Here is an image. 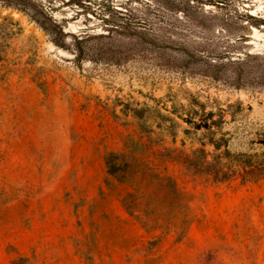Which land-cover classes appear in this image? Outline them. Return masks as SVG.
<instances>
[{
	"label": "rangeland",
	"instance_id": "obj_1",
	"mask_svg": "<svg viewBox=\"0 0 264 264\" xmlns=\"http://www.w3.org/2000/svg\"><path fill=\"white\" fill-rule=\"evenodd\" d=\"M251 16L264 0H0V264H264V179L162 157L264 166V89L230 65L264 55ZM106 44L124 59L77 61Z\"/></svg>",
	"mask_w": 264,
	"mask_h": 264
},
{
	"label": "trees",
	"instance_id": "obj_2",
	"mask_svg": "<svg viewBox=\"0 0 264 264\" xmlns=\"http://www.w3.org/2000/svg\"><path fill=\"white\" fill-rule=\"evenodd\" d=\"M7 2V1H3ZM108 16L104 14V18ZM250 20H254V23L247 21L248 24L254 26L264 25V21L259 18L250 17ZM114 28L117 26L113 25ZM134 32L138 39L137 45L142 47H148L158 50H164L167 48L165 37L163 33L155 31L154 28H144L138 26ZM117 32V29L109 30V35ZM51 34V32L49 33ZM112 36H103V38L110 40ZM239 39V37H238ZM240 40V39H239ZM55 42V41H54ZM57 44V42H55ZM98 52V53H97ZM96 53H87V51H80L76 56L78 62L85 60H101L105 62H117L119 59H124V53L117 51L115 46L112 45H102L100 50ZM230 65L233 67L234 75L236 76V87H249V88H259L264 89V55H253L244 54L240 59L231 62ZM133 157L131 162L126 161L128 155L126 154H113L112 156H118L122 162H126L124 166H121L117 161H110V167L112 168V173L116 174L119 170H122L124 174H127V181L135 179L139 176L145 178L147 172L145 171L147 166H143L138 162L137 158ZM207 154L204 150H195L191 153H186L183 150H167L165 155L162 157L176 161L186 168L192 170L195 174L199 176H205L214 182L231 181L237 176L242 178L243 182L256 181L264 179V166L259 163L249 162L244 165H230L223 161V158H215L213 161H208ZM235 166V167H234ZM236 167L241 168V171L237 170Z\"/></svg>",
	"mask_w": 264,
	"mask_h": 264
}]
</instances>
